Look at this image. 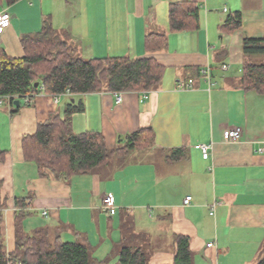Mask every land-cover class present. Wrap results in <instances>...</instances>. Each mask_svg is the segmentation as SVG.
<instances>
[{
    "label": "crops",
    "instance_id": "crops-1",
    "mask_svg": "<svg viewBox=\"0 0 264 264\" xmlns=\"http://www.w3.org/2000/svg\"><path fill=\"white\" fill-rule=\"evenodd\" d=\"M178 1L201 7L199 28L171 31L174 0H20L0 5V12L7 11L12 19L0 35V49L10 57L22 58L21 39L38 34L50 21L82 60L153 57L165 67L162 81L146 99L144 91L129 92L117 104L114 94L104 90L60 98L37 95L31 106L22 102L16 114L9 103L0 106L7 253L15 249L16 199L31 197L25 230L49 229L63 242L87 245L96 262L116 264L129 242L148 253L149 264H174L176 237L185 236L194 264H258L264 255V152H259L264 148V94L240 83L243 40L264 37V0ZM236 12L242 14L241 29L222 32L227 17ZM150 34H165L167 46L149 54ZM208 66L211 82L201 72ZM189 80L191 89H177L179 82ZM72 103L84 107L72 116L73 132H100L109 150L123 147L128 135L144 128L153 129L155 142L124 160L113 157L69 183L42 177L24 159L23 137L54 114L64 118ZM232 128L242 130L241 138L227 142L224 132ZM201 143L213 145L209 159L195 149ZM181 148L185 157L169 163L168 157ZM109 194L118 207L113 216L102 210ZM189 196L192 202L185 206Z\"/></svg>",
    "mask_w": 264,
    "mask_h": 264
},
{
    "label": "trees",
    "instance_id": "trees-1",
    "mask_svg": "<svg viewBox=\"0 0 264 264\" xmlns=\"http://www.w3.org/2000/svg\"><path fill=\"white\" fill-rule=\"evenodd\" d=\"M20 0H0L10 6ZM201 7L192 2L174 0L170 5L171 31L180 32L199 28ZM241 12L230 14L221 27L222 32L233 33L241 29ZM165 34H150L146 38V50L155 54L167 46ZM25 55L14 58L0 49V99L13 106L16 114L23 102L31 106L33 97L41 94L59 96L67 92L71 96L93 94L102 91L111 93L141 92L155 89L165 73V67L153 57L132 59L104 58L82 60L75 50L57 36L50 21H45L42 30L21 39ZM242 53L245 61L241 68V86L264 94V37L244 39ZM38 83L39 86L35 87ZM19 101L20 105L15 103ZM83 104H69L65 117L52 115L38 126L34 134L22 140V151L27 163L38 168L42 177L52 175L56 180L69 183L76 175H89L108 165L110 160H124L138 149L153 146L155 132L144 128L128 135L123 147L109 150L102 133L88 131L75 134L72 116L83 112ZM185 157V150L175 149L168 157L173 163ZM6 160V152L0 151V164ZM0 181V264H106L94 261L90 247L78 242H63L60 235H52L49 229L27 232L25 219L30 216V198L16 199L15 249L7 253L3 232L6 198ZM174 264H194L190 239L176 237ZM116 264H149V255L140 247L124 244ZM258 264H264V255Z\"/></svg>",
    "mask_w": 264,
    "mask_h": 264
},
{
    "label": "built area",
    "instance_id": "built-area-1",
    "mask_svg": "<svg viewBox=\"0 0 264 264\" xmlns=\"http://www.w3.org/2000/svg\"><path fill=\"white\" fill-rule=\"evenodd\" d=\"M11 16L7 11H2L0 12V35H3L6 31V29L11 25ZM223 68L226 70L228 69V66H223ZM202 75L209 81L211 82V68L208 66L206 68L202 69ZM192 80H189L188 82L185 81H181L178 83L177 85V89L180 91H186L192 88ZM212 85V83H210ZM115 98H116V102L117 104H120L123 102L124 100V93H113ZM65 95H70L69 92H67ZM63 95H59V96H55L56 98H60ZM148 97V92L144 91L143 92V98H147ZM5 104V101L3 99H0V106H3ZM241 134H242V130L240 128H232V129H228L224 132V139L227 142H236L241 138ZM213 148L212 144H197L195 146V149L200 151L203 155L204 159H209L210 154H211V150ZM259 152H264V148H261L259 150ZM192 202V197H186L184 200V205L188 206L190 205ZM117 204H116V199L113 195L109 194L106 195L103 198V204H102V210L104 212H106L107 214H109L110 216H113L117 213ZM46 215V214H44ZM211 216L215 215V211L213 210L210 213ZM214 246V243H210L208 244V247L211 248Z\"/></svg>",
    "mask_w": 264,
    "mask_h": 264
},
{
    "label": "water",
    "instance_id": "water-1",
    "mask_svg": "<svg viewBox=\"0 0 264 264\" xmlns=\"http://www.w3.org/2000/svg\"><path fill=\"white\" fill-rule=\"evenodd\" d=\"M13 18H14V17H13ZM38 86H39V84L36 83V84H35V87H38ZM15 105H16V106H19V105H20L19 101H17V102L15 103Z\"/></svg>",
    "mask_w": 264,
    "mask_h": 264
},
{
    "label": "rangeland",
    "instance_id": "rangeland-1",
    "mask_svg": "<svg viewBox=\"0 0 264 264\" xmlns=\"http://www.w3.org/2000/svg\"><path fill=\"white\" fill-rule=\"evenodd\" d=\"M239 62H240V61H239ZM262 62H264V60H262ZM235 63H236V59H235ZM233 68L236 69V70H238L239 67H238L237 65L234 64V65H233Z\"/></svg>",
    "mask_w": 264,
    "mask_h": 264
}]
</instances>
